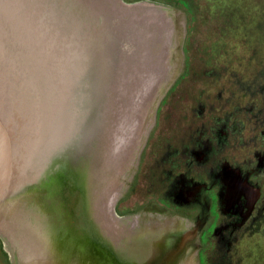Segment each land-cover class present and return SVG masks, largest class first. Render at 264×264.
Masks as SVG:
<instances>
[{"label": "water", "instance_id": "95a60500", "mask_svg": "<svg viewBox=\"0 0 264 264\" xmlns=\"http://www.w3.org/2000/svg\"><path fill=\"white\" fill-rule=\"evenodd\" d=\"M189 18L159 0H0V242L9 264H201L205 220L117 210Z\"/></svg>", "mask_w": 264, "mask_h": 264}, {"label": "flooded vegetation", "instance_id": "af4514ba", "mask_svg": "<svg viewBox=\"0 0 264 264\" xmlns=\"http://www.w3.org/2000/svg\"><path fill=\"white\" fill-rule=\"evenodd\" d=\"M184 9L189 21L193 18L192 25L188 23L189 35L197 27L195 18L200 12ZM253 16L236 10L213 17L232 25L220 27L218 32L206 31L213 40L208 38L207 50L220 53L223 39L233 33H242L247 41L235 42L238 48L261 50L263 37L254 39L249 29L242 28V18ZM234 17L239 18V26ZM257 17L255 33L260 34L264 16ZM188 35L185 71L160 104L155 129L120 211L154 203L171 213L203 218L201 264H242L239 243L251 235L264 241V68H259L263 53L256 59L238 58L242 63L253 62L256 68L251 74L237 68L242 74L236 75V91L225 86L216 89L220 60L203 56L202 49L200 54L190 52ZM0 264H9L1 242Z\"/></svg>", "mask_w": 264, "mask_h": 264}, {"label": "rangeland", "instance_id": "374dc122", "mask_svg": "<svg viewBox=\"0 0 264 264\" xmlns=\"http://www.w3.org/2000/svg\"><path fill=\"white\" fill-rule=\"evenodd\" d=\"M159 1L168 2L172 4H179L182 5L184 8H188L189 10L197 9V12H200V15L196 16L195 18L198 20L196 29L194 31L193 29L190 30V34L188 35L187 47L188 50H190V52L192 53L200 54L202 49V52L204 54L203 56L207 58L208 56L212 58L213 56H215L220 60V62L217 63L216 66L217 69L220 68L218 74V76L220 75V78L217 79V77H215V80L217 81L216 89H218V87L220 86H225L226 89L236 91V89L238 88L236 81L237 78L239 77V76L236 77V75L242 73L251 74L252 71H254V69L256 68L253 62H247L245 60V62L242 63L241 61L238 60V58L245 56L243 57V59H246L247 57L256 59L258 58V55L260 56L263 53L262 56L264 60V42H263L264 32L260 34L255 33L257 31V29L255 28L258 18L257 15L259 14V16L261 15L264 16V0H190L189 2L187 1L184 3H182L179 0H159ZM236 10L244 13L245 15L254 14L253 18L251 17L242 18L243 26L242 25L240 26H242V28H244L245 31L249 29L250 33H252V36H254V39L256 38L260 39V35H261L263 37L261 38V44L263 45V47H261V50H259V48L256 47H254L253 50H246V47L238 48L235 42L239 44H246L247 41L246 39L243 38V36H241L242 33L240 34L233 33L232 36L229 35L223 39L224 43L222 45V48L216 47V48H220V53H216V55H214V53H212L210 49L207 50L208 47L206 46V44L209 42L208 41L209 37L207 38L205 32L210 31V29L218 32L220 27L231 26L232 24L228 23L227 20L222 18L213 19V17L226 13H228L229 15L230 12H234ZM233 19L235 20V25L239 26V22H238L239 18L234 17ZM192 23H193V18L192 19L190 18L189 26H191ZM212 43H216V42H212ZM216 48L213 50V52L216 50ZM260 67L264 68V62L259 65V68ZM237 68H243L242 73L239 72ZM229 90H225V92H228ZM128 197H129V192L126 195L125 199ZM121 208L122 205L119 204L117 207L119 213H122L120 211ZM138 209L140 208H137L136 210ZM237 249L239 250V255H241L240 254L241 251L242 255L244 256L242 264H264V241L260 240V237L258 235H251V237H248L246 239L244 238L239 243ZM237 264H241V263H237Z\"/></svg>", "mask_w": 264, "mask_h": 264}, {"label": "trees", "instance_id": "16d2710c", "mask_svg": "<svg viewBox=\"0 0 264 264\" xmlns=\"http://www.w3.org/2000/svg\"><path fill=\"white\" fill-rule=\"evenodd\" d=\"M127 1H135V0H127ZM176 5H178V4H176ZM178 6H180V5H178Z\"/></svg>", "mask_w": 264, "mask_h": 264}]
</instances>
